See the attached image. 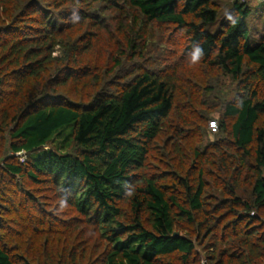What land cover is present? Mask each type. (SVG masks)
Wrapping results in <instances>:
<instances>
[{"label":"trees","instance_id":"16d2710c","mask_svg":"<svg viewBox=\"0 0 264 264\" xmlns=\"http://www.w3.org/2000/svg\"><path fill=\"white\" fill-rule=\"evenodd\" d=\"M0 264H264V2L0 0Z\"/></svg>","mask_w":264,"mask_h":264},{"label":"rangeland","instance_id":"374dc122","mask_svg":"<svg viewBox=\"0 0 264 264\" xmlns=\"http://www.w3.org/2000/svg\"><path fill=\"white\" fill-rule=\"evenodd\" d=\"M262 6L263 5H261V7ZM55 54H59V51H56ZM235 85H236L235 82H232L230 77L225 76V75L224 76L221 75L219 77V81H218L217 86L215 87V90L216 92L218 91L217 94H218L219 100L222 103H224L226 100H231L235 92V87H236ZM210 102H216V101L213 98ZM212 104H215V103H212ZM64 138H65L64 135L61 137H58L55 140V142H53L52 144L59 146L61 150H66L67 145L65 146V148L63 147V145H65L63 144ZM66 143H68V141ZM46 148H49V145H47Z\"/></svg>","mask_w":264,"mask_h":264},{"label":"built area","instance_id":"2783aa9c","mask_svg":"<svg viewBox=\"0 0 264 264\" xmlns=\"http://www.w3.org/2000/svg\"><path fill=\"white\" fill-rule=\"evenodd\" d=\"M209 129H210L211 132H215L216 131L217 124H216V122L214 120H211L209 122Z\"/></svg>","mask_w":264,"mask_h":264},{"label":"crops","instance_id":"0c3cea01","mask_svg":"<svg viewBox=\"0 0 264 264\" xmlns=\"http://www.w3.org/2000/svg\"><path fill=\"white\" fill-rule=\"evenodd\" d=\"M250 1H251V3L254 4V5H255V4H257V5L259 4V5H260L261 3L264 2V0H250Z\"/></svg>","mask_w":264,"mask_h":264},{"label":"clouds","instance_id":"9594fccd","mask_svg":"<svg viewBox=\"0 0 264 264\" xmlns=\"http://www.w3.org/2000/svg\"><path fill=\"white\" fill-rule=\"evenodd\" d=\"M196 52L199 54V53H200V49L197 48V49H196ZM196 58H197L196 56L193 57L194 60H195Z\"/></svg>","mask_w":264,"mask_h":264},{"label":"water","instance_id":"95a60500","mask_svg":"<svg viewBox=\"0 0 264 264\" xmlns=\"http://www.w3.org/2000/svg\"><path fill=\"white\" fill-rule=\"evenodd\" d=\"M175 236L177 235V233L174 234Z\"/></svg>","mask_w":264,"mask_h":264}]
</instances>
